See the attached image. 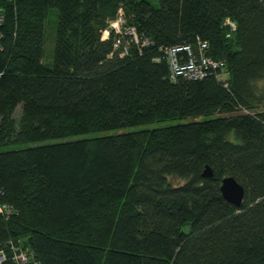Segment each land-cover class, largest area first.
Segmentation results:
<instances>
[{
  "label": "trees",
  "instance_id": "obj_1",
  "mask_svg": "<svg viewBox=\"0 0 264 264\" xmlns=\"http://www.w3.org/2000/svg\"><path fill=\"white\" fill-rule=\"evenodd\" d=\"M119 11L149 41L123 57L113 30L102 38ZM0 14V188L17 212L0 216L1 264L14 251L28 264H264V0H0ZM197 40L226 86L213 72L169 80L162 49ZM225 176L243 186L239 208Z\"/></svg>",
  "mask_w": 264,
  "mask_h": 264
},
{
  "label": "built area",
  "instance_id": "obj_2",
  "mask_svg": "<svg viewBox=\"0 0 264 264\" xmlns=\"http://www.w3.org/2000/svg\"><path fill=\"white\" fill-rule=\"evenodd\" d=\"M3 21V15L0 14V24ZM126 20H124L123 13L119 11L117 17L109 23V28L103 31V37L107 38L109 35V29L115 32L114 48H121L120 56H126L129 43L132 42L135 45H148L149 41L143 40L138 33L132 28L127 27ZM225 24L235 29L234 23L230 20H226ZM127 36L128 40H123ZM1 39V37H0ZM207 43L205 41L197 40L195 47L189 43H183L181 45H171L162 49L163 57L168 65L169 80L175 81L178 78H184L188 80L202 79L208 73L213 72L220 82H223L226 86V71L225 63L223 60H213L207 53ZM184 57L185 59H182ZM4 191L0 188V216L4 219H9L12 215L17 214L13 204L3 200ZM14 258L17 264H28L26 256L17 254L14 251ZM6 259L4 249L0 248V264Z\"/></svg>",
  "mask_w": 264,
  "mask_h": 264
},
{
  "label": "rangeland",
  "instance_id": "obj_3",
  "mask_svg": "<svg viewBox=\"0 0 264 264\" xmlns=\"http://www.w3.org/2000/svg\"><path fill=\"white\" fill-rule=\"evenodd\" d=\"M150 2L154 5L157 6V0H150ZM57 11L55 9H49L48 11V16H47V28H46V41H45V51H44V63L46 65L47 68H50L53 64V59H54V48H55V37H56V27H57V19H58V15H57ZM216 115H206V116H199V117H195V118H184V119H180V120H173V121H167V122H162L156 125H162V124H173V123H184V122H190V121H204L208 118H213ZM54 141L52 140H42L41 142H35V143H31V144H26L24 145L25 147H31V146H35V145H42L45 143H53ZM5 149H9V147H0V150H5ZM188 227L184 226L183 230L187 231Z\"/></svg>",
  "mask_w": 264,
  "mask_h": 264
},
{
  "label": "water",
  "instance_id": "obj_4",
  "mask_svg": "<svg viewBox=\"0 0 264 264\" xmlns=\"http://www.w3.org/2000/svg\"><path fill=\"white\" fill-rule=\"evenodd\" d=\"M202 171V177L204 178H209L213 175V171L209 165H205ZM220 181L219 192H221L224 200L239 208L243 203V186H241L232 176H225Z\"/></svg>",
  "mask_w": 264,
  "mask_h": 264
}]
</instances>
